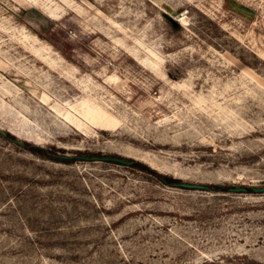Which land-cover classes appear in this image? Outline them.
I'll return each instance as SVG.
<instances>
[{
  "label": "rangeland",
  "instance_id": "obj_1",
  "mask_svg": "<svg viewBox=\"0 0 264 264\" xmlns=\"http://www.w3.org/2000/svg\"><path fill=\"white\" fill-rule=\"evenodd\" d=\"M0 130V264H264V0H0Z\"/></svg>",
  "mask_w": 264,
  "mask_h": 264
},
{
  "label": "water",
  "instance_id": "obj_2",
  "mask_svg": "<svg viewBox=\"0 0 264 264\" xmlns=\"http://www.w3.org/2000/svg\"><path fill=\"white\" fill-rule=\"evenodd\" d=\"M0 132L3 135H6L5 132L1 131ZM20 143V142H19ZM65 159H69L71 157H64ZM84 159H90V160H102V161H112L115 163H120L124 165H132L133 161L128 160L122 157H115V156H95V157H83ZM172 185L178 186V187H183L186 189H194V190H210L212 189L209 185L205 184H199V183H188V182H177ZM229 191L233 192H248L249 190H252L256 193H264V186L263 187H255V186H241V187H230L228 189Z\"/></svg>",
  "mask_w": 264,
  "mask_h": 264
},
{
  "label": "trees",
  "instance_id": "obj_3",
  "mask_svg": "<svg viewBox=\"0 0 264 264\" xmlns=\"http://www.w3.org/2000/svg\"><path fill=\"white\" fill-rule=\"evenodd\" d=\"M30 149L32 151H34V152H37V153H40V154H44V155H47L49 157L51 156L42 147H38L36 145H31ZM111 156L120 157L119 155H111ZM125 159H127V158H125ZM128 160H131V159H128ZM132 165H134L135 167H137V168H139V169H141L143 171H146L148 173L160 176L154 169H151L150 167H148L147 165H145V164H143V163H141L139 161H133ZM163 181L166 182V183H169V184H174L176 182H179L178 179H173V178H169V177H166V176L163 177ZM211 188H213V189H222L223 187L221 185H219V184H215V185H212Z\"/></svg>",
  "mask_w": 264,
  "mask_h": 264
}]
</instances>
